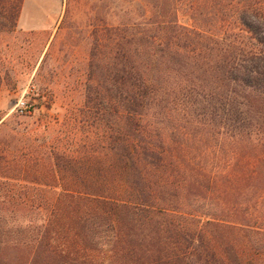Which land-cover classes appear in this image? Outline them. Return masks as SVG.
<instances>
[{
  "label": "trees",
  "instance_id": "16d2710c",
  "mask_svg": "<svg viewBox=\"0 0 264 264\" xmlns=\"http://www.w3.org/2000/svg\"><path fill=\"white\" fill-rule=\"evenodd\" d=\"M92 6L87 141L0 149V264H264V0Z\"/></svg>",
  "mask_w": 264,
  "mask_h": 264
},
{
  "label": "rangeland",
  "instance_id": "374dc122",
  "mask_svg": "<svg viewBox=\"0 0 264 264\" xmlns=\"http://www.w3.org/2000/svg\"><path fill=\"white\" fill-rule=\"evenodd\" d=\"M93 1L21 0L15 26L0 29V149L34 154L75 149L78 137L87 141L88 128L76 126L70 116L83 107ZM19 97L30 103L29 114L14 113Z\"/></svg>",
  "mask_w": 264,
  "mask_h": 264
},
{
  "label": "built area",
  "instance_id": "2783aa9c",
  "mask_svg": "<svg viewBox=\"0 0 264 264\" xmlns=\"http://www.w3.org/2000/svg\"><path fill=\"white\" fill-rule=\"evenodd\" d=\"M13 110L18 114H29L31 112V105L24 97H19L15 102Z\"/></svg>",
  "mask_w": 264,
  "mask_h": 264
}]
</instances>
